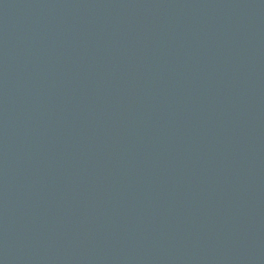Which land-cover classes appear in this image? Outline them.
<instances>
[{
  "label": "water",
  "instance_id": "1",
  "mask_svg": "<svg viewBox=\"0 0 264 264\" xmlns=\"http://www.w3.org/2000/svg\"><path fill=\"white\" fill-rule=\"evenodd\" d=\"M0 264H264V0H0Z\"/></svg>",
  "mask_w": 264,
  "mask_h": 264
}]
</instances>
